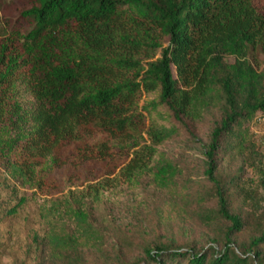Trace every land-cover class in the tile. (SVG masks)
I'll use <instances>...</instances> for the list:
<instances>
[{"label": "trees", "instance_id": "trees-1", "mask_svg": "<svg viewBox=\"0 0 264 264\" xmlns=\"http://www.w3.org/2000/svg\"><path fill=\"white\" fill-rule=\"evenodd\" d=\"M23 1L31 29L0 27V169L44 197L50 251L75 254L97 238L88 198L103 188L63 192L58 170L109 161L116 150L127 157L120 174H149L171 189L178 169L158 146L208 120L207 174L217 185L209 222L219 234L204 249L158 242L127 264H264V229L238 243L247 220L217 176L220 159L246 149L251 121L264 112V1Z\"/></svg>", "mask_w": 264, "mask_h": 264}, {"label": "rangeland", "instance_id": "rangeland-1", "mask_svg": "<svg viewBox=\"0 0 264 264\" xmlns=\"http://www.w3.org/2000/svg\"><path fill=\"white\" fill-rule=\"evenodd\" d=\"M24 4L23 0H0L2 31L31 29L20 16ZM227 61L236 60L229 56ZM259 61L264 67L263 54ZM212 125L208 120L191 123L190 129L181 128L158 146L178 169L171 189L155 185L149 174L135 178L120 174L127 157L119 159L116 150L109 161L81 165L74 160L76 165L72 162L69 169L58 170L57 182L63 192L103 186L97 199L88 198L90 228L96 230L97 238L63 257L52 253L45 239L47 221L40 215L44 197L21 188L0 169V264H127L143 261L146 250L158 242L209 247L220 232L209 222L217 210V185L207 174ZM247 139L246 149L226 153L217 169L230 205L247 220L236 236L241 245L264 229V120L255 116ZM21 196L26 202L14 212Z\"/></svg>", "mask_w": 264, "mask_h": 264}, {"label": "built area", "instance_id": "built-area-1", "mask_svg": "<svg viewBox=\"0 0 264 264\" xmlns=\"http://www.w3.org/2000/svg\"><path fill=\"white\" fill-rule=\"evenodd\" d=\"M258 120H264V112H259L256 114Z\"/></svg>", "mask_w": 264, "mask_h": 264}]
</instances>
